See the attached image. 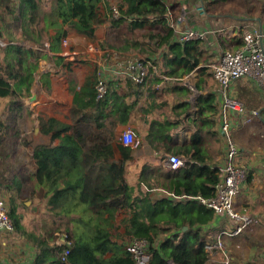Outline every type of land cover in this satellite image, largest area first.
Listing matches in <instances>:
<instances>
[{
    "label": "trees",
    "instance_id": "obj_1",
    "mask_svg": "<svg viewBox=\"0 0 264 264\" xmlns=\"http://www.w3.org/2000/svg\"><path fill=\"white\" fill-rule=\"evenodd\" d=\"M63 1L60 24L76 20L80 32L95 37L97 26L103 21L98 14L99 4L103 0ZM167 7L164 0H120L119 15L116 17L111 14L112 10L110 12L108 30L112 37L105 47L124 53L141 50L142 54L148 56V48H157L163 41L167 46L165 54L162 59H154L152 62L158 71L176 77L190 73L198 63L215 60L216 54L207 52L201 39L184 43L174 40L175 29L170 23ZM65 34L64 29L57 30L53 48L59 46ZM52 63L55 67L61 65L68 70L73 65V61H66L63 56H57ZM9 66L10 69L8 66L3 68L8 75L0 71V97L7 98L5 106L0 108V126L3 132L17 137L20 134V119L28 111L22 101V93L12 84L14 75ZM209 70L205 66L200 68L202 83L197 85L199 88L208 82L206 77L211 75ZM50 75L49 72L41 75L44 89L49 93ZM94 75L96 79V72ZM154 77L157 79L155 74ZM112 82L108 84L107 93L99 99L97 81L88 77L74 96L71 123L39 114V131L50 135L51 142L57 140V143L34 146L31 168L26 171V178L33 189L40 192L46 189L47 210L50 214L42 229L48 239L54 240L56 232L64 233L72 244L67 261H64L61 254L67 247L66 241L62 245L49 246L44 234L31 233L41 247L37 264L46 260H50V264H136L132 254L116 242L111 230L117 211L128 204L132 216L128 220L126 234L143 236L149 240L150 264H168L169 258H174L176 264H207L210 255L205 250L206 242L201 228L196 227L213 219L215 212L197 200V196L213 195L222 175L219 167L212 164L216 155L222 152V144H216V139L221 137L220 107L215 101L216 94H201L195 103L192 122L196 130L191 141L180 148L185 156V165L177 170L162 167L155 169L146 165L141 172L140 179L150 191L162 187L170 196L152 198L147 190L133 198V188L126 182L125 175L126 164L132 159L134 149L118 141L117 148L122 152V161L115 162V147L109 134L117 122L110 120L109 124L106 123L109 103L116 94L111 90ZM172 124L167 118L164 121L155 120L149 125L146 140L154 150H161L166 138L171 141V133L168 131ZM205 134L218 146L217 150H208L207 141L203 138ZM25 141L29 144L28 140ZM7 180L9 182L5 186L14 185L9 216L14 228L29 238L30 232L22 222L21 211L29 208L25 201L20 200L23 181L17 176ZM180 195L193 197L188 201L187 209L181 207V199H175ZM184 212L191 216L189 229L181 236L174 234L172 238L156 244L155 236L178 228L176 217ZM110 253L111 256H108Z\"/></svg>",
    "mask_w": 264,
    "mask_h": 264
},
{
    "label": "crops",
    "instance_id": "obj_2",
    "mask_svg": "<svg viewBox=\"0 0 264 264\" xmlns=\"http://www.w3.org/2000/svg\"><path fill=\"white\" fill-rule=\"evenodd\" d=\"M113 1L120 3V0H103L100 2L98 14L103 21L98 24L95 37H90L78 30L76 20L60 24L62 21L60 11L64 4L63 0H0V41L7 43V45H0V60L3 62L0 71L7 73L3 68L8 66L10 69L9 65H11L12 76L14 75L12 84L17 91L22 93L21 98L24 106H26L25 97L30 98L27 114L34 119L37 131H39V111H45L46 115L53 116L66 123L72 122L71 109L75 94L80 91L88 77H92L94 81H97L98 69L102 65L104 76L108 84L113 80L111 90L116 93L113 100L109 103L108 109L106 108L108 114L106 123L109 124L110 120L117 122L113 132L109 134L115 147V162L122 161V152L117 148V142L121 141V132L130 126L136 139L135 143L130 145L134 150L132 159L126 164L125 175L126 182L133 188L132 197L134 198L147 190L150 191L147 184L140 179L141 172L146 165H150L155 169L158 167L171 168L166 161L168 154H177L185 158L180 148L191 141V136L196 130V126L192 121L195 117V103L201 94L208 92L216 94L215 101L220 107V125L222 97L220 95V86L213 77V68L210 64L216 61L222 50H226L229 47H239L242 44V35L247 27L264 24V0H200L206 7L207 12L204 16L198 12V14L194 15L198 1L164 0L168 6L172 26L186 12L189 14V18L185 19V15L183 16L182 28H187L188 26L214 33V38L208 42L205 39L201 40L204 41L207 52L216 54L215 60L204 64L198 63L190 73L184 74L182 77H176L172 74L158 71L156 65L152 62L154 59H162L165 54L167 46L163 41L160 42V46L157 48L150 46L148 48L150 51L148 56L142 54L141 50H136L132 53H124L118 50L124 58L135 55L142 56L154 66L151 69L148 81L142 85L135 83L126 72L118 69L115 64L101 61V49H109L105 46L112 37L108 27L112 10L110 6ZM210 1H212L211 5ZM61 28L66 31V34L62 37L59 46L53 48L54 45L52 44L57 30ZM174 29V40L179 41L180 30L175 27ZM139 37L143 38L141 34H139ZM142 42L145 43L146 40H142ZM110 49L114 50V48ZM86 52L94 57L85 55ZM82 53L85 55H83V60H91V65L74 62L71 70L62 66L64 70L66 69V75L57 76L60 68L58 66L55 67V64L52 63L53 59L57 56H63L66 61H73L75 55ZM203 66L210 69L211 75L206 77L208 84L203 83L199 88L197 85L202 83L200 68ZM48 72L51 73L50 93L44 89L41 82V75ZM154 74L159 82L154 77ZM245 78L246 80L239 79L232 85L234 96L243 102L248 110L258 109L262 117H255L249 123L239 124L231 132L234 140L242 148L239 157L240 164L250 169L248 178L244 181L234 204L237 210L251 215L254 219V224L244 229L241 233L231 236L232 238L223 236L226 231H230L228 227L232 226L231 220L223 214L215 213L214 218L209 222L198 225L196 228H201L200 231L204 236L203 240L206 242L205 250L210 255L207 264L209 262H221L225 259L229 261V264H264V158L260 155L264 150V146L260 143L262 138L259 136L261 135L259 127L264 124V92L253 79ZM38 83L42 87V92L40 93H38L39 88L34 89V87L38 86ZM212 83L216 84V87H212ZM33 90L34 93L32 95L31 92ZM155 90L158 92L154 93ZM26 93H30V95H26ZM250 93L253 94L251 98ZM43 94L48 98L40 100ZM0 100L5 101V104L7 103V100L3 97H0ZM4 106L1 105L0 108ZM167 118L169 122L173 123L168 131L171 133V141L166 138L161 150L156 151L146 140L150 129L149 125L155 120L164 121ZM39 134L48 136L51 141L50 135L43 134L40 131L38 132ZM203 138L207 141L209 151L217 150V145L222 144V152L218 153L214 161H212V164L220 167L224 163L226 153V143L223 134L221 133V137L216 139L217 145L213 143L211 137L207 134ZM52 144H56V142ZM168 147L171 149L168 150ZM8 182L9 180L0 179V198L7 199L8 196L11 197L14 185L11 184L12 188L8 187L10 186L9 184L5 186V183L7 184ZM33 193L36 195L35 198L39 196L42 201L36 202V206L32 208L29 206L27 208L30 211L34 210L30 217V222L23 223L27 225L25 226L30 232L29 238L20 234L16 229L13 232L0 229V264L7 262L37 264L41 247L34 241L31 233L44 234L49 246L62 245L66 241V234L59 232L55 233L56 238L54 240L52 238L48 239L49 237L46 236L45 231L41 227L42 221L47 220L50 214L47 210L48 198L46 197V189L43 188V192L34 189ZM40 193L42 195H38ZM150 196L152 198H160L170 196V193L162 187H156L150 191ZM175 199H181V207L187 209L188 201L193 199V197L179 198L177 196ZM20 200L23 201L22 198ZM197 200L200 199L197 198ZM30 202L32 201H25L27 205ZM41 204H45V210L39 215L41 208L38 206ZM10 207L11 203L9 200V210ZM18 208L20 209L21 206L18 205ZM21 212L25 218L24 220H26L28 211L23 210ZM45 213L44 217L39 218ZM131 216L132 210L128 204L117 211L113 220L114 226L111 229L116 242L122 245L124 249H126V245L132 237L126 234V227ZM190 219L191 216L185 212L177 216L176 223L178 228L169 233L157 234L155 243L159 244L169 237L172 238L174 234L181 236L184 231L189 229ZM262 232V238H258L257 235ZM218 241L223 242L222 248H213V252L206 249V246L215 245ZM108 256H111V253ZM50 263V260H46L41 261L39 264Z\"/></svg>",
    "mask_w": 264,
    "mask_h": 264
},
{
    "label": "built area",
    "instance_id": "obj_3",
    "mask_svg": "<svg viewBox=\"0 0 264 264\" xmlns=\"http://www.w3.org/2000/svg\"><path fill=\"white\" fill-rule=\"evenodd\" d=\"M203 1V0H201ZM200 0L196 9L200 15H206V7ZM120 13L117 6L112 7V15L118 16ZM183 15L173 24L179 31L178 40L188 42L196 39H205L207 31L198 30L192 27L182 28ZM0 45H7L0 41ZM102 62L113 63L118 69L138 84L148 81L151 69L154 66L150 61L140 56L122 57V54L113 49L101 51ZM213 68V77L220 86L222 97L220 131L225 138L226 153L224 163L219 167L221 179L217 183L213 195L204 197L197 196L208 208L213 209L217 214H223L232 222V230L226 231L230 235H237L254 222L249 214H245L235 207V200L243 187L244 181L249 175V168L241 165L238 158L242 148L232 137V129L239 124H246L255 117H260L258 109L248 110L247 106L234 96L232 85L239 79L248 77L253 79L259 88L264 92V24L261 26H249L242 35V44L239 47L226 49L221 52L216 61L210 64ZM194 89V87L192 86ZM97 98H102L108 90V82L103 73L102 65L98 69V79L96 84ZM125 145H132L136 139L130 126L126 127L120 136ZM167 163L172 169L177 170L185 165V158L177 154H168ZM179 198H192L189 195H180ZM0 229L8 232L14 231V224L9 216L8 202L5 198H0ZM67 238V236H65ZM67 247L62 252V260L67 261L70 253L71 241L66 239ZM151 243L146 237L134 235L126 245V250L130 252L136 264H150ZM223 242L218 241L215 245H208L206 249L213 252V248L220 249ZM214 254V253H212ZM4 264H14L7 262ZM168 264H176L174 258ZM209 264H229L227 259L221 262H209Z\"/></svg>",
    "mask_w": 264,
    "mask_h": 264
},
{
    "label": "rangeland",
    "instance_id": "obj_4",
    "mask_svg": "<svg viewBox=\"0 0 264 264\" xmlns=\"http://www.w3.org/2000/svg\"><path fill=\"white\" fill-rule=\"evenodd\" d=\"M118 4H119V2L117 3V2L113 1L110 8L113 6L118 7ZM226 49H231V48L229 47ZM101 50H104V49H101ZM224 50H222V51H224ZM221 52H220V54H221ZM84 53L75 55L73 63L74 62H77V63L82 62L85 65H87V64L91 65V63H90L91 60L90 61L83 60V57L85 55H89L91 57H94V56L88 52H86L85 55H84ZM2 63L3 62L0 60V67L2 66ZM92 63H94V62H92ZM58 67L60 68V70H59V73H57V76L62 77L63 75H66L65 74L66 70H64V68L61 65ZM7 75H8V73H7ZM70 75H71V73H70ZM242 79L246 80V78H242ZM60 80H61V78H60ZM214 86L216 87V84L212 83V87H214ZM35 88L36 89L39 88L38 93L42 92L41 91L42 87L39 83H38V86L34 87V89ZM31 93L33 95L34 90ZM26 95H30V93H26ZM252 95L253 94L250 93V98L252 97ZM43 98H48V97L45 94H43V97L40 100H43ZM4 99H7V98H4ZM25 103H26L25 109H27L28 105L30 103L29 97H25ZM1 105L4 106L5 101L0 100V107H1ZM39 113L40 114H46L45 111H39ZM38 119H39V115H38ZM259 124H260V122H259ZM36 126L37 125H36L34 119L31 118L27 113L24 115V117H22L20 119V124H19L20 134L17 137H12V135H9L8 133L3 132V129L0 126V179L1 180L3 179L6 181L7 179H11V178L16 177V176L19 179H22L23 188H22V192H21L20 196H21L23 201H29V200L32 201L27 205L30 208H32L33 206H36V204H35L36 202L42 201V198H40L39 196L37 198H35L36 195L33 193L34 189L30 185L31 183L29 182L28 178H26L27 177L26 171L28 170V168H31V161H32L31 154H32L34 146H36L38 143L39 144L40 143L48 144V143H44V142H51L50 138L48 136H43L41 134L38 135L39 131H37ZM259 129H261V135H259V136H261V138H262V141L260 143L264 146V124H261ZM231 134H233V133H231ZM25 140H28L29 144H26ZM55 142L57 143V141H55ZM263 149H264V147H263ZM260 155H262L264 158V150L262 153H260ZM238 160H239V158H238ZM38 195H42V194L40 193ZM8 197L6 200L9 203L10 196H8ZM38 207L41 208L40 212H39V215H40V213L44 212V210H45V208H44L45 204H41ZM20 210H22V209L20 208ZM24 211H26V210H24ZM27 211H28L27 212V219L24 220L25 218L23 217V221H22L23 223L27 222V221L30 222V217L34 213V210L30 211L29 209H27ZM45 215H46V213L43 216H39V218L44 217ZM253 224L254 223H252L250 225H253ZM250 225H248L245 229H247ZM41 227H44L43 221L41 223ZM228 228L230 230L233 229L232 226H230ZM262 234H263V232L261 234H258L257 237L262 238ZM245 235H247V234H245ZM223 236H229L230 238H232L231 236H234V235H230L229 233H226Z\"/></svg>",
    "mask_w": 264,
    "mask_h": 264
},
{
    "label": "water",
    "instance_id": "obj_5",
    "mask_svg": "<svg viewBox=\"0 0 264 264\" xmlns=\"http://www.w3.org/2000/svg\"><path fill=\"white\" fill-rule=\"evenodd\" d=\"M195 1H199V0H195ZM196 7V6H195ZM196 11V12H195ZM195 11H194V15H196V13H197V9L195 8ZM198 14V13H197ZM184 15H185V19H188L189 18V14L188 13H184ZM187 28H189L188 26H187ZM212 38H214V33L213 32H211V31H207V33H206V35H205V40L208 42L209 40H211Z\"/></svg>",
    "mask_w": 264,
    "mask_h": 264
}]
</instances>
